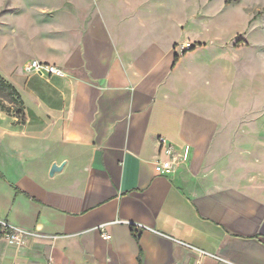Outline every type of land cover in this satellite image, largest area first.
<instances>
[{
  "label": "crops",
  "instance_id": "crops-1",
  "mask_svg": "<svg viewBox=\"0 0 264 264\" xmlns=\"http://www.w3.org/2000/svg\"><path fill=\"white\" fill-rule=\"evenodd\" d=\"M31 14L0 71L24 107L23 122L0 110V217L36 235L0 239V264H264L260 110L213 101L176 38L99 0ZM34 59L65 76L27 71ZM160 136L178 154L169 175L154 170Z\"/></svg>",
  "mask_w": 264,
  "mask_h": 264
},
{
  "label": "rangeland",
  "instance_id": "rangeland-1",
  "mask_svg": "<svg viewBox=\"0 0 264 264\" xmlns=\"http://www.w3.org/2000/svg\"><path fill=\"white\" fill-rule=\"evenodd\" d=\"M99 1L102 9L127 16L125 26L150 27L156 35L176 38V62L183 59L187 68L206 72L213 101L228 92L230 105L260 110L257 121L264 122V0ZM61 2L0 0V33L5 32L0 34L1 72L20 60L13 50L20 38L14 35L25 31L21 27L30 29L31 12L39 25L49 16L59 18ZM12 25L17 30L11 33ZM1 100L9 105L3 95ZM259 148L264 150L263 145Z\"/></svg>",
  "mask_w": 264,
  "mask_h": 264
},
{
  "label": "built area",
  "instance_id": "built-area-1",
  "mask_svg": "<svg viewBox=\"0 0 264 264\" xmlns=\"http://www.w3.org/2000/svg\"><path fill=\"white\" fill-rule=\"evenodd\" d=\"M26 70L29 72H34L38 75H45L48 77L58 76L64 77L65 71L62 67L39 61L37 59L31 60L26 65ZM159 152L157 158L154 162V170L159 175H169L173 171L175 162L177 161L178 154L176 153L175 147L163 136L158 138ZM188 155V147H184L182 153V159H186ZM36 235L34 232L21 229L14 224H12L6 218L0 217V239L6 241L9 244H15L20 246L27 238ZM102 237L106 240L110 238V235L102 232ZM192 248V247H190ZM194 249V248H193ZM198 250V249H196ZM201 254H206L203 251L198 250ZM48 264H57L53 261H50ZM199 264V261L196 262Z\"/></svg>",
  "mask_w": 264,
  "mask_h": 264
},
{
  "label": "trees",
  "instance_id": "trees-1",
  "mask_svg": "<svg viewBox=\"0 0 264 264\" xmlns=\"http://www.w3.org/2000/svg\"><path fill=\"white\" fill-rule=\"evenodd\" d=\"M194 46H192L190 49H193ZM177 57L174 56V61H176ZM4 96L7 98V102L9 105H6L3 100H1V96ZM0 110L6 112L7 114L13 115L17 118V122H23L24 121V107L23 102L20 98V95L18 94L15 87L6 81L1 75H0ZM132 231L135 235H137V232L135 231V228L132 226ZM138 239V236H136Z\"/></svg>",
  "mask_w": 264,
  "mask_h": 264
},
{
  "label": "water",
  "instance_id": "water-1",
  "mask_svg": "<svg viewBox=\"0 0 264 264\" xmlns=\"http://www.w3.org/2000/svg\"><path fill=\"white\" fill-rule=\"evenodd\" d=\"M64 163H61L60 165H57L56 163H53L49 170V175L52 176L56 171H60L63 167Z\"/></svg>",
  "mask_w": 264,
  "mask_h": 264
}]
</instances>
